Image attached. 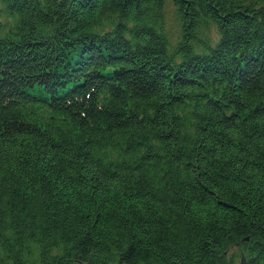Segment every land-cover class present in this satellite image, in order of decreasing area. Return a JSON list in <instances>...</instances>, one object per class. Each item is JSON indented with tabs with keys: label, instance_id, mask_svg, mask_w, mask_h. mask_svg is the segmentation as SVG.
<instances>
[{
	"label": "trees",
	"instance_id": "1",
	"mask_svg": "<svg viewBox=\"0 0 264 264\" xmlns=\"http://www.w3.org/2000/svg\"><path fill=\"white\" fill-rule=\"evenodd\" d=\"M0 264H264V0H0Z\"/></svg>",
	"mask_w": 264,
	"mask_h": 264
}]
</instances>
